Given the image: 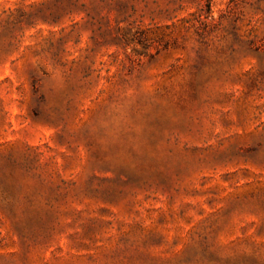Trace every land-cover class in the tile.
Wrapping results in <instances>:
<instances>
[{
	"label": "rangeland",
	"instance_id": "374dc122",
	"mask_svg": "<svg viewBox=\"0 0 264 264\" xmlns=\"http://www.w3.org/2000/svg\"><path fill=\"white\" fill-rule=\"evenodd\" d=\"M0 264H264V0H0Z\"/></svg>",
	"mask_w": 264,
	"mask_h": 264
}]
</instances>
